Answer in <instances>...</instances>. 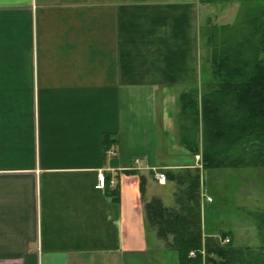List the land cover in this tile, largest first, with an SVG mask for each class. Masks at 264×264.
Returning a JSON list of instances; mask_svg holds the SVG:
<instances>
[{
  "label": "crops",
  "instance_id": "crops-1",
  "mask_svg": "<svg viewBox=\"0 0 264 264\" xmlns=\"http://www.w3.org/2000/svg\"><path fill=\"white\" fill-rule=\"evenodd\" d=\"M204 8L0 0V264H179L145 205L174 207L168 177L200 169L178 103L203 81Z\"/></svg>",
  "mask_w": 264,
  "mask_h": 264
},
{
  "label": "trees",
  "instance_id": "trees-1",
  "mask_svg": "<svg viewBox=\"0 0 264 264\" xmlns=\"http://www.w3.org/2000/svg\"><path fill=\"white\" fill-rule=\"evenodd\" d=\"M217 0H201L205 5ZM257 41L222 42L212 52L211 81L202 91L184 92L179 113L189 114L199 127L200 147L186 143L200 157V169L172 174L176 184L174 207L153 199L145 205L146 218L160 238L171 237L170 248L179 264H264V215L256 217L260 245L235 247L230 239L204 236L201 175L208 170L264 169V23ZM211 44L216 36L206 33ZM195 146V148H194ZM193 253L190 257L189 254Z\"/></svg>",
  "mask_w": 264,
  "mask_h": 264
},
{
  "label": "rangeland",
  "instance_id": "rangeland-1",
  "mask_svg": "<svg viewBox=\"0 0 264 264\" xmlns=\"http://www.w3.org/2000/svg\"><path fill=\"white\" fill-rule=\"evenodd\" d=\"M263 23L264 0H217L205 5L200 15V38L205 42L200 48L203 81L196 91H202L204 85L211 81L209 67L213 49L215 51L222 42L232 45V42H240L248 37L257 41ZM206 33L208 36L209 33L216 35L211 44L209 39L206 40ZM178 123L181 140L200 147L199 126L193 122V118L180 111ZM204 183L213 201L209 204L212 212L207 215V229L229 232L230 235L225 238L230 239L235 247L253 249L259 246L260 233L254 216L264 215V169L208 170Z\"/></svg>",
  "mask_w": 264,
  "mask_h": 264
},
{
  "label": "built area",
  "instance_id": "built-area-1",
  "mask_svg": "<svg viewBox=\"0 0 264 264\" xmlns=\"http://www.w3.org/2000/svg\"><path fill=\"white\" fill-rule=\"evenodd\" d=\"M109 152H110V154H113L112 151H109ZM198 158H200V157H198ZM154 179L160 185H164L166 183V181H167L166 175L163 172H160V171H154ZM105 186H106L105 175H104L103 172H99L97 174V182H96L95 189L98 190V191H102V190L105 189ZM204 199H205V201L207 203H211L212 202V199L210 197H208V196H205ZM221 243L222 244H227V243H229V239L228 238H224V239L221 240ZM189 256L192 257L193 253H190Z\"/></svg>",
  "mask_w": 264,
  "mask_h": 264
}]
</instances>
